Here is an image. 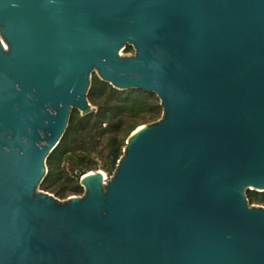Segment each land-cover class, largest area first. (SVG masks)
Segmentation results:
<instances>
[{
  "label": "water",
  "instance_id": "1",
  "mask_svg": "<svg viewBox=\"0 0 264 264\" xmlns=\"http://www.w3.org/2000/svg\"><path fill=\"white\" fill-rule=\"evenodd\" d=\"M93 73L161 116L61 200L39 186L72 109H95ZM248 190L264 191V0H0V264H264Z\"/></svg>",
  "mask_w": 264,
  "mask_h": 264
},
{
  "label": "trees",
  "instance_id": "2",
  "mask_svg": "<svg viewBox=\"0 0 264 264\" xmlns=\"http://www.w3.org/2000/svg\"><path fill=\"white\" fill-rule=\"evenodd\" d=\"M124 52L131 53L133 49L126 45ZM87 98L95 109L87 115L72 109L64 135L46 160L47 173L39 187L59 198L81 194L79 178L85 172L101 169L109 176L129 134L139 125L157 120L162 112L154 93L137 89L118 90L100 80L95 73L91 76ZM98 129L107 134L105 151H99L95 146L93 132ZM62 162H67L74 172L73 177H67L71 181L68 186L62 185L65 173ZM246 195L249 204L264 206V191L248 190Z\"/></svg>",
  "mask_w": 264,
  "mask_h": 264
},
{
  "label": "rangeland",
  "instance_id": "3",
  "mask_svg": "<svg viewBox=\"0 0 264 264\" xmlns=\"http://www.w3.org/2000/svg\"><path fill=\"white\" fill-rule=\"evenodd\" d=\"M122 52L124 54H128V53L124 52V50ZM93 134H94V141H95L96 149L99 150V151H105L106 150L105 138H106L107 134L101 133L100 129H98L97 131L93 132ZM124 144H125V141H124ZM61 166L65 169V173L63 174L62 179H61V181H63L62 185L68 186V185H70L71 181H69L67 179V177H69V178L73 177L74 172H72L70 170L67 162H62ZM96 170H101V169H96ZM91 171H95V170H91ZM106 176H108V175H106ZM55 186H58V183L55 184ZM39 189H40V187H39ZM40 190H43V189H40ZM82 190H83V188H82ZM44 191H46V190H44ZM46 192L52 194L54 197H56L58 199H61V200L66 199L68 197L67 196L65 198H59L57 195H55L51 191H46ZM75 195H80V194H75Z\"/></svg>",
  "mask_w": 264,
  "mask_h": 264
}]
</instances>
